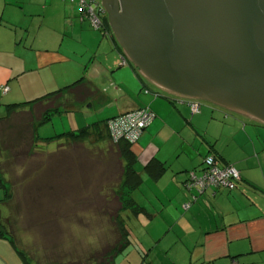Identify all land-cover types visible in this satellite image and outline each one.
<instances>
[{
	"label": "crops",
	"instance_id": "0c3cea01",
	"mask_svg": "<svg viewBox=\"0 0 264 264\" xmlns=\"http://www.w3.org/2000/svg\"><path fill=\"white\" fill-rule=\"evenodd\" d=\"M66 1L0 0V118L10 105L34 102L80 81L96 93L81 102L75 96L74 103L98 111L103 121L149 108L156 118L132 147L143 178L132 195L146 212L139 215L146 242L155 247V240L162 256L172 259L169 264H264V123L251 119L243 125L223 113L249 116L213 103L211 112L193 115L190 98L159 86L131 61L109 17L105 36ZM33 104L14 113L35 115ZM208 155L234 164L242 181L234 191L211 190L195 199L185 182L188 172L202 170ZM154 160L166 165L157 180L144 170ZM125 225L133 240L144 244ZM18 254L0 237V264H27ZM151 263L166 264L159 258Z\"/></svg>",
	"mask_w": 264,
	"mask_h": 264
},
{
	"label": "rangeland",
	"instance_id": "374dc122",
	"mask_svg": "<svg viewBox=\"0 0 264 264\" xmlns=\"http://www.w3.org/2000/svg\"><path fill=\"white\" fill-rule=\"evenodd\" d=\"M66 2L72 11L82 14L79 0ZM75 100L73 93H64L55 106L68 103L72 109H63L38 127V136L45 145L30 149L26 144L33 139L23 125L28 122L24 114L15 121L23 125L21 129L2 127L0 131V174L8 184L7 198L0 204V233L14 240L31 264H98L108 247L120 238L121 208L128 201L129 191L123 184L127 166L121 147L111 142L104 129L100 130L102 137L96 134L78 143L64 140V145L56 141L63 134L105 119ZM200 103L201 112L213 109L210 102ZM225 113L243 125L251 122L247 117ZM141 218L123 212L122 219L144 244L134 242L128 246L116 264H152L157 258L171 263L172 259L162 256L163 250L155 240L151 239L155 247L146 242Z\"/></svg>",
	"mask_w": 264,
	"mask_h": 264
},
{
	"label": "water",
	"instance_id": "95a60500",
	"mask_svg": "<svg viewBox=\"0 0 264 264\" xmlns=\"http://www.w3.org/2000/svg\"><path fill=\"white\" fill-rule=\"evenodd\" d=\"M100 1L149 79L264 123V0Z\"/></svg>",
	"mask_w": 264,
	"mask_h": 264
},
{
	"label": "trees",
	"instance_id": "16d2710c",
	"mask_svg": "<svg viewBox=\"0 0 264 264\" xmlns=\"http://www.w3.org/2000/svg\"><path fill=\"white\" fill-rule=\"evenodd\" d=\"M104 20H105L106 30H110L107 14L104 16ZM124 58L126 59V62L128 63L127 58L125 56H124ZM82 83H83L82 81L77 82L71 86H68V87H66V88H64L58 92H53V93L47 95L45 98L36 100L34 102H29V103L20 104V105H10L9 106L10 110L7 112V114L3 118H0V131H1L2 127H5V128L7 127L9 129H11L12 131H14V130L16 131L17 128L21 129V127H23V125H24L25 128H29V130L31 131V135H32L33 140H29V142L26 143L28 146H31L30 149H32V147L34 145L36 147H38L41 144L42 145L47 144V143L42 142L40 140L38 133H37L38 127L41 126L42 124H44L45 122L49 121L51 118L58 115L59 113H62L61 111L63 109L66 112H68L70 109H72L71 106H69V105H65V106L62 105L61 106L59 104V105L55 106V102L57 100L61 99L62 95H64V91H68L69 93H73L80 102L83 101V99H85L86 97H90V96L95 95L96 90L93 87H90L86 84L82 85ZM153 95L155 97H160V93H154ZM191 100H194V99H191ZM190 102L191 101H188V104H189L190 109H191V105H190L191 103ZM32 103H34L35 107H36L35 115L32 114L33 112L31 113L30 117H28V115H26V117H28V119H27L28 122L26 121L27 123H25L23 125L19 126V125L15 124V121L17 120V118L20 116H23V114H21V113L20 114L14 113L15 109L17 107H20L21 105H31ZM43 104H47V105L50 104V106L46 105L47 106L46 107L47 109H46V108L42 107ZM73 107H75V106H73ZM41 108H43L42 111H41ZM141 109H145V108H139V109H136L133 111L126 112L124 114L130 113V112H136V111L141 110ZM36 110H37V112H36ZM191 112H192V110H191ZM200 112H201V107H200ZM121 115H123V114H121ZM121 115H118V116H121ZM193 115H195V114H193ZM118 116H116V117H118ZM116 117L110 118V119H108L106 121H102L100 123L93 124L92 126H87L80 131L78 130V131H73L71 133L63 134V135L59 136L56 139V141L59 142V145H64V143H63L64 140L66 142L69 141V143L70 142L78 143L79 141L90 138L92 135L97 134L98 137H102V136H100V130H102V129L107 130V133H108L107 135H108L109 139L111 140V142L118 145L119 147H121L120 149L122 150V152H121L122 160L126 163V166H127L126 174H124L123 184L129 190L128 191V201L126 204H124L125 206L121 208V213L123 214V212H131V214H133V216L139 217V215L146 213L142 209V207L138 206V204L134 201L133 195H132L133 192L138 190L141 187V185L143 184V178H142L141 174L137 171L138 159L132 151V147L137 145L139 141L135 144H131V143H128L126 141H120L119 143H115L113 141L111 131L109 128V121L116 118ZM11 124L17 125V126L12 127V126H10ZM22 130H24V128ZM25 131H26V129H25ZM11 137H15V136L12 135ZM4 141H7V140H4ZM50 143H52V142H49V144ZM19 146H24V145L19 144ZM7 147H9V146H7ZM209 157H212L214 159L215 166L221 170H224V169L231 167V166H234L235 168H237L234 164L220 162L218 157L215 155H208L205 157V159L203 161L202 170L200 169L199 171H192V172H195L196 175H198V176H202L205 173V171L208 170V168L206 166V160ZM144 170L150 175V177H152V179L157 180L165 173L166 165L154 160V161L148 163V165L145 167ZM192 172H188L187 181L185 182V186L187 188H188V184H189L188 182H189V178H190L189 174ZM241 181H242V177H241V173H240V180L236 183V187L234 190H236L238 188ZM7 186H8V184L3 180V177L0 174V191L2 192L1 198H0V204L3 203L7 198V194H8V192L6 191ZM189 190L191 192H193V196H192L193 198L194 197L197 198L196 196L201 197L206 192L211 191V190H213V191H217V190L231 191V190H226V189H221V188L219 189V187H216L214 185H210L205 190V192H203V193H200L194 187L189 189ZM234 190H232V191H234ZM122 214L120 215L121 221L119 223L120 228H121L120 238L115 242V244L112 248L108 247V249H107L108 251L104 252L103 257L100 258V261L98 262V264H116V259L119 256V254L121 252H123L126 248H128V246L132 245L135 242L133 240V238L131 237L129 230L127 229V227L125 225V221L122 219ZM0 218H1V214H0ZM0 237L9 240L10 243L17 250V252L22 255V257L24 258L26 263L31 264L28 261L26 254H24V252H22L19 249V247L16 245V242L14 240H12L11 238H9L5 235H2L1 233H0Z\"/></svg>",
	"mask_w": 264,
	"mask_h": 264
},
{
	"label": "built area",
	"instance_id": "2783aa9c",
	"mask_svg": "<svg viewBox=\"0 0 264 264\" xmlns=\"http://www.w3.org/2000/svg\"><path fill=\"white\" fill-rule=\"evenodd\" d=\"M74 2V0H71ZM79 4L82 10V16L84 19H88L91 26L101 31L105 36L109 35V31L106 30L104 16L106 10L99 0H79ZM123 65H126V59L123 57ZM3 91L6 93L9 91V87L5 86ZM146 94H149V90H145ZM191 110L193 114L200 112L201 104L198 100H190ZM156 115L148 108L138 110L136 112H130L123 114L109 121V128L113 141L119 143L120 141H126L131 144L137 143L143 132L152 124ZM206 166L208 170L202 176L196 175L195 172L189 174L188 189L196 188L200 193L210 186L214 185L219 189L234 190L236 183L240 180V172L234 166L221 170L215 166L214 159L212 157L207 158ZM196 199V198H195ZM190 204H186L184 207L188 209Z\"/></svg>",
	"mask_w": 264,
	"mask_h": 264
},
{
	"label": "clouds",
	"instance_id": "9594fccd",
	"mask_svg": "<svg viewBox=\"0 0 264 264\" xmlns=\"http://www.w3.org/2000/svg\"><path fill=\"white\" fill-rule=\"evenodd\" d=\"M100 1V0H99ZM105 9V8H104ZM106 14H107V11H106ZM108 15V14H107ZM151 93V92H150ZM191 100V99H190ZM194 100H197V99H194Z\"/></svg>",
	"mask_w": 264,
	"mask_h": 264
},
{
	"label": "flooded vegetation",
	"instance_id": "af4514ba",
	"mask_svg": "<svg viewBox=\"0 0 264 264\" xmlns=\"http://www.w3.org/2000/svg\"><path fill=\"white\" fill-rule=\"evenodd\" d=\"M101 2V1H100ZM102 3V2H101Z\"/></svg>",
	"mask_w": 264,
	"mask_h": 264
}]
</instances>
